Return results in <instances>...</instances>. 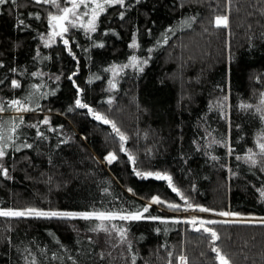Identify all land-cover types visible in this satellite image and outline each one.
Returning a JSON list of instances; mask_svg holds the SVG:
<instances>
[{
    "label": "trees",
    "instance_id": "trees-1",
    "mask_svg": "<svg viewBox=\"0 0 264 264\" xmlns=\"http://www.w3.org/2000/svg\"><path fill=\"white\" fill-rule=\"evenodd\" d=\"M53 9L33 0L0 5V101L28 100L33 85H40L28 103L33 111L0 113L4 122L22 116L15 144H32L19 152L6 150L8 177L0 175V208L134 211L158 196L165 203L152 204L145 215L169 223L113 221L127 229L121 242L119 235L92 231L96 221L0 217V264H31L33 258L36 264H117L116 252L123 264H132L133 255L136 264H178L181 254L188 264H218L208 234L171 223L178 211L167 204L183 209L185 201L167 181L142 179L133 168L167 173L194 206L264 217L257 192L264 187V171L244 159L249 148L259 152L256 142L264 130L255 109L264 91V0H126V7L101 14L96 32L65 34L74 56L59 37L45 46L47 13ZM217 15L228 16L227 28L214 27ZM191 17L189 27L185 21ZM134 37L135 49L129 47ZM132 54L148 60L143 72L126 68L109 93L105 69L128 63ZM13 79L21 87L12 88ZM77 86L82 102L125 134L126 151H120L111 125L75 107ZM45 117L48 125L39 123ZM110 152L117 157L111 164L104 159ZM211 227L220 236L216 246L232 264H264V224Z\"/></svg>",
    "mask_w": 264,
    "mask_h": 264
},
{
    "label": "snow or ice",
    "instance_id": "snow-or-ice-1",
    "mask_svg": "<svg viewBox=\"0 0 264 264\" xmlns=\"http://www.w3.org/2000/svg\"><path fill=\"white\" fill-rule=\"evenodd\" d=\"M10 0H0V5L8 4ZM33 2L37 5H50L51 7L55 8L56 11L52 12L49 11L47 13V20L50 27V31L48 33L47 39H45V46H50L51 43L55 42L57 37L62 39L63 44L67 48L70 55L74 54L71 52V47L69 40L64 38L65 34L69 32L71 28H81L84 29L86 33L91 32L94 33L97 31V23L101 14H103L107 8L120 6L122 8L126 7V0H33ZM139 2V0H137ZM12 4L16 3V0H11ZM120 18H124V12H120ZM36 19H39V15L37 14ZM195 20V17L189 18V20L185 21V23L190 27L191 22ZM23 20L20 21V24H23ZM214 27L216 28H227L229 24V18L227 15H217L212 22ZM171 31V29H169ZM43 39V37H42ZM168 42V36L165 34L163 36V43ZM159 43V42H158ZM99 47H103V45H98ZM129 47L135 49L138 48L139 45L136 42L135 37L133 38L132 43ZM151 51V49H149ZM148 63L147 59L140 60L137 56L133 55L129 58V62L122 66L113 65L109 69H105V71H110L113 74V77H116L121 72H123L126 68H135L140 72H143L144 68L142 65H146ZM2 66V65H0ZM13 72L16 69H12ZM77 73H72L71 76L68 77L69 80H72ZM33 76H39L40 73H32ZM59 77H57V80ZM99 79V77H97ZM3 81H0L2 83ZM75 85V81H72ZM91 82V81H89ZM109 90L116 88V83L114 80H109ZM12 88H19L21 87L19 81L13 79L11 81ZM35 92L30 94L28 100L22 101L19 99H12L8 100L6 103L0 101V113H4L5 111L11 109L14 110L16 113H23L28 111H33L34 109L28 106L29 102H34L33 97L36 95V92H39L40 85H33ZM82 89L77 86V99L75 100V107L80 109H87L88 113L91 114L94 119L101 121L103 124L111 125L113 132L119 137L120 140V151H126L124 147V143L127 140V137L124 133L120 131V129L116 126L115 122L109 120L107 117L102 115L101 113L95 111L88 104L83 103L82 100L79 98V94L82 93ZM42 95H48V93H43ZM227 97H225V100ZM107 103L111 104V98L107 101ZM217 106H220V102H218ZM241 107L243 108H251L252 105L242 104ZM37 108L39 105L37 104ZM257 112L264 113V93L261 94V106L256 108ZM264 120V114L260 117ZM17 119L19 122L17 123ZM24 123L23 117L19 116L17 118H13L9 122H4L0 119V160H2L8 153L7 149L14 148L15 151L19 152L21 148H32V144L24 143L22 145L17 146L15 144V140L18 139V129H20L21 125ZM39 123L48 125L50 123L48 117H45ZM30 127L39 129V124L30 125ZM37 136L44 138V134L37 130ZM214 143H218L213 141ZM61 143H66V141H61ZM256 147L259 149V152L253 151V149L249 148L247 155L244 157L246 162H248L251 166L261 165L260 170L264 171V133L261 134V139H258L256 142ZM232 149L229 148V153H231ZM259 157V159H258ZM237 159H241V157H236ZM109 164H111L114 160L117 159L116 155L112 152L108 153V155L104 158ZM128 159L135 164V158L129 154ZM213 160L218 159L217 157L213 156ZM134 174L142 179H147L149 177H154L157 180L167 181L170 188H172L173 192H176L182 200L185 201L186 207L182 209L181 205L179 204H167V207L176 211H187L189 209H195L200 212H212V209L202 207L199 205H192L188 202L187 198L173 186L172 178L167 173L161 172H152V171H139L133 168ZM0 175L4 177H8V169L3 167L0 164ZM107 191V190H105ZM128 191H132V189H128ZM257 192L262 201H264V187L258 188ZM165 203L162 201L158 196H153L148 204L143 208H138L134 211L127 210V209H120L119 211L115 210H93V211H83V212H69V211H44L37 208H25V209H4L0 208V217L4 218H26V217H35V218H45V219H64V220H73V219H81L85 221H96L98 222L95 227H93L92 231H104L108 232H115L119 235L121 242L126 241L127 238V229L121 226H118L113 221H123V222H130V221H140V220H151V221H159L162 224L169 223V220L158 217V216H151L145 215L149 213V208L152 204H163ZM222 217H230V216H239L238 213H232L228 211H220L216 213ZM240 221H230V220H205L199 219L195 216L191 217L190 219H172L171 223L179 224L185 223L189 224L193 227V229L197 232H203L210 236L212 247L211 251L215 253V260L218 264H232L229 257L224 254L220 247L216 246V242L220 239L217 231L211 227V225H215L217 223H236ZM245 222H253L252 220H248ZM259 223L264 224V217L259 218ZM157 232L160 231L159 228L156 229ZM128 248L131 249V244H128ZM172 253H169L171 257ZM178 264H188V258L181 254L177 257ZM31 264H36L35 258L31 260ZM132 264H136V257L135 255L132 256ZM169 264H172V261L169 260Z\"/></svg>",
    "mask_w": 264,
    "mask_h": 264
},
{
    "label": "rangeland",
    "instance_id": "rangeland-1",
    "mask_svg": "<svg viewBox=\"0 0 264 264\" xmlns=\"http://www.w3.org/2000/svg\"><path fill=\"white\" fill-rule=\"evenodd\" d=\"M53 8V7H52ZM56 11V9L54 8L53 9V12H55ZM71 29H81V28H71L70 27V29L69 30H71ZM82 30H84V29H82ZM49 31H50V27H49V29H48V31H47V34L45 35L46 36V38L45 39H47V36H48V33H49ZM85 31V30H84ZM91 33V32H90ZM64 38H67V37H64ZM133 55H135V56H137L140 60L142 59V58H140L141 56H138V55H136V54H132L131 56H133ZM145 59V58H144ZM144 59H142V60H144ZM125 64H127V63H125ZM118 66V65H117ZM129 68H131V67H129ZM125 70V69H124ZM117 79H118V75L116 76V77H113V74H112V72H110V77H109V80H114V82L116 83V87H117ZM107 88H108V92L109 93H111V94H113V92L115 91V89H112V90H109V83L107 84ZM263 93H264V91H263ZM258 106H261V99L255 104V109L258 107ZM257 111V110H256ZM26 112H23V113H16L14 110L12 111V112H9V114H25ZM258 114L260 115V117H261V115L262 114H264V113H261V112H258ZM263 121V124H264V120H262ZM262 133H264V130L263 131H261V133L260 134H262ZM259 134V137H258V139H261V135ZM0 164H2L3 165V167H4V160L2 159V160H0ZM149 202L150 201H148L147 202V206H148V204H149ZM159 209H162V206H160L159 205ZM170 212L171 213H173V212H175V211H171L170 210ZM217 212H200V211H198V210H191L190 209V211L189 210H187V211H183V210H181V211H178V212H175V213H173V214H175L176 216H179V218L178 217H176V216H174V217H172V219H180V220H184V219H190L191 217H193V216H195V217H197V218H199V219H205V220H217V221H223V220H230V221H248V220H252L253 222L254 221H258L259 220V217H253V216H248V215H239V216H230V217H222V216H219V215H217L216 214ZM205 216L208 218H205ZM98 223V222H97ZM111 235H115V236H118V234H116L115 232H109ZM110 241V240H109ZM112 254H113V252H112ZM114 258H115V260H117L116 262H117V264H123L122 263V259H123V256L122 255H120V254H118L117 252L116 253H114ZM121 259V260H120Z\"/></svg>",
    "mask_w": 264,
    "mask_h": 264
},
{
    "label": "water",
    "instance_id": "water-1",
    "mask_svg": "<svg viewBox=\"0 0 264 264\" xmlns=\"http://www.w3.org/2000/svg\"><path fill=\"white\" fill-rule=\"evenodd\" d=\"M101 122V121H100ZM102 123V122H101Z\"/></svg>",
    "mask_w": 264,
    "mask_h": 264
}]
</instances>
